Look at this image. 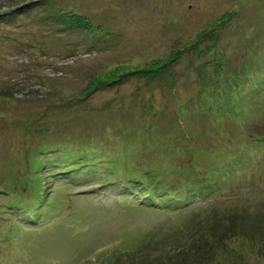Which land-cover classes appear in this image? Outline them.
<instances>
[{
    "label": "rangeland",
    "instance_id": "rangeland-1",
    "mask_svg": "<svg viewBox=\"0 0 264 264\" xmlns=\"http://www.w3.org/2000/svg\"><path fill=\"white\" fill-rule=\"evenodd\" d=\"M17 1L0 0V20L34 4L29 5V16H19V24L0 23V178L23 188L20 195L26 198L46 199L48 217L43 221L40 213L26 210L28 217L15 220L6 207L10 200L0 196V264H108L104 256L129 247L167 216L159 208L138 206L143 198L132 201L127 197L129 189L140 183L142 190L147 189L143 181L152 182L148 189L163 190V204L177 202L166 197L168 193L183 200L189 196L187 206L202 204L204 196L190 194L194 188L185 186L188 176L173 179L187 161L215 180L211 199L233 201L236 188L245 200L259 194L252 182L264 172V146L247 136L254 135L255 125H264V0L13 3ZM51 10L73 12L94 30L63 35L44 17ZM192 44L199 53L190 50ZM181 50L183 60L170 64L179 76L173 85L168 73L160 72L159 79L132 78L118 91L96 93L75 104L93 75L109 80L119 70L125 73L164 62ZM198 72L206 77L205 84L211 75L220 78L202 91ZM57 104V112L65 108L69 116L61 118V125L82 124L93 137L75 136V143L62 137L55 142L47 133L45 139L35 137L20 125L49 123L48 109ZM155 113L162 115L158 131L164 155L161 152V161L155 159L152 172L144 174L140 171L144 160L134 158L127 166L126 157L137 149V153L150 149L135 129L149 123ZM208 115L214 118L206 119ZM116 121L131 131L115 125ZM67 140L71 144L67 153L85 154L90 160L76 161L86 164L85 173L54 181L53 173L40 172L42 167L35 171L38 165L29 152L34 146L45 143L43 153L48 157L50 146L57 154L55 145ZM206 149L210 151L204 153ZM120 169L131 175L128 186L111 181L125 175ZM194 170L190 178L197 182ZM160 182H175L176 187L167 191ZM261 184L264 190V179ZM22 185L29 186L27 194ZM149 202L158 204V200ZM242 257L247 264H264L259 253L245 252Z\"/></svg>",
    "mask_w": 264,
    "mask_h": 264
},
{
    "label": "trees",
    "instance_id": "trees-1",
    "mask_svg": "<svg viewBox=\"0 0 264 264\" xmlns=\"http://www.w3.org/2000/svg\"><path fill=\"white\" fill-rule=\"evenodd\" d=\"M8 1L10 2L17 0ZM20 1L21 0H18L17 2L13 3H18ZM22 1L29 2L32 0ZM33 4L34 2L25 4L24 7L27 8L25 11L16 13L15 15H7L5 16V19L2 18V20H0V23L9 25H14L15 23L19 24V16H29L32 10L28 8L29 5ZM44 17H49L47 18L49 23L51 22L55 24L63 35L67 32H92V30H94L88 21L76 19L75 13L73 12L72 14H69L62 11L55 12L51 10L44 14ZM190 50H192L193 53H199V49L194 44L191 45ZM73 53L74 50L70 52L69 55L72 56ZM182 56L183 50L178 52L177 55L174 53L173 56L164 62H161L162 60L154 61L148 66L139 70L125 73L123 72L126 70H119L118 72L114 73V78H109V80L105 79L104 77L102 78V76L97 77L96 75H93L92 79L84 90L83 98H78L75 104H78L82 101V99L89 98L96 93L118 91L120 87L124 86L126 82L132 78L139 77L148 80L159 79L161 78L160 72L168 73V82L170 85H173V83L179 79V76H177L174 69L171 68V65L174 64V61L181 62L183 60ZM219 78L220 76L216 73L209 76V82H216L219 80ZM198 79L203 81V85L200 84V89L205 91L206 84L209 82L205 84L206 77L202 72H198ZM57 106L59 107L60 104L52 106L48 109L52 113L49 123L44 125H36L28 124V121L20 122V125H24L25 128L28 127L30 132L34 133L35 137L41 135L45 139V134L47 133L48 135H51L55 142L60 141L62 137L72 140L74 143L75 140L73 137L75 136L86 135L88 138L93 137L84 131L82 124H72L71 126L61 125L59 123L61 118L64 116H69L68 114H65V108H61L57 112ZM47 112L48 111L45 113ZM148 112H150V110H148ZM208 117L214 118L211 115H208L206 119ZM121 123L122 122L120 121H116L115 125H120L122 128L131 131L130 128L122 126ZM159 123H163L162 115L160 113H155L154 119H150V122L144 124L142 128L139 127L135 129L138 133V137L140 132L142 133L146 139L147 145L150 146V149L146 151V153H137L139 151V149H137L135 152L128 155L126 157L127 166L133 165L132 160L134 158L137 161L144 160V165L140 167V171H142L144 174H148L152 172V170L149 169L155 167V159H157V162L161 161V157H163L161 156V152L163 153V151H161V145H159V142L162 139L158 131L160 128ZM252 128L254 129L252 130L254 135L247 136V139H250L252 143L260 142L259 146H264V125H255ZM114 137L118 138V136ZM68 140L66 141V144L58 142L59 144L55 145L57 151H59L57 154H54V151L50 146L48 149V157H45L47 154L43 153L44 151H47L44 149L45 143L34 146L29 152L32 155V159L35 160L38 165L35 167V171L42 167L40 172H48L50 174L53 173L55 177L51 176V178L54 179V181H60L59 178L65 180L68 175L69 177H72L73 173L76 172L85 173V170H88L86 164L82 162L78 164L76 161L78 158L84 162H88L90 160L85 154L76 153L73 155V152L67 153V151L71 149V144L68 143ZM163 144L168 145L169 143L163 142ZM156 145L158 147V151L153 152L152 150ZM172 147V152L174 153L176 146L172 145ZM209 151L210 150L206 149L204 153ZM69 156L72 157L69 158ZM151 156L152 159H150ZM47 158H50L54 165L52 163H48L46 160ZM178 165L181 166L180 164ZM194 168V162L191 161L189 163L187 161L183 167H180V170H176L180 173V175H177L174 172L175 177L173 179L182 177L181 175L188 176L189 178L185 183V186L194 188V191H192L190 194L196 195L197 193L201 196H204V200L200 202L202 204L187 206L184 203L188 201L189 196H186V198L183 200L177 194L172 196L170 193H168L166 197H173L177 200V202H166L163 204L161 203L160 197V193H163L161 192L163 190H149L148 187L151 189L153 188L152 182H149V186L147 181H143L145 186H147V189L142 190V188H140L142 183H140L137 189L133 190V193L141 196L139 190H142L147 194L149 191V200H158V204H149L145 206L144 204L147 202V199H145L144 203L139 204L138 206H148L154 211L159 208L160 210L158 211L163 213L164 216H167H165L164 221L156 224L153 229L144 233L141 238L139 236L137 239H135L129 247H119L120 249L104 256L102 258L105 260L104 262L107 261L108 264H247V260L242 257V254L245 252L251 251V253H259V255L264 256V190L263 185L261 184V181L264 179V172L263 174L254 176L252 184L256 189L253 191H256L257 188H259V194L255 197L252 194L254 197L252 201L248 199L245 200V198L241 197L240 188H236L235 193L232 194V197H237L235 200L227 201L230 198L229 197L224 198V200L216 201L215 199H211V197H209L211 196L214 189L213 181L215 180H211V177L207 171L205 172V170L201 169L194 170ZM116 170L119 169L117 168ZM121 170L125 175L121 176L120 180L112 178L111 181L116 180L117 183H124L128 186L129 181H131V175L127 174L128 171H125L124 169H120V171ZM193 170L195 176L198 178L197 182H194L196 181L194 178H190L193 175ZM95 178H102V176L97 175ZM150 178L151 177H149L147 180L149 181ZM123 179L127 180L124 181ZM154 180L156 181L160 179L154 178ZM111 181H109V183H111ZM179 182L180 180H178L176 183L179 184ZM0 183L5 186L0 187V196L10 200V204L6 205V207L7 209H10L9 214H11L15 220L16 218L19 219L25 217L26 213L29 211H36L41 214L40 217L43 221H45L46 217H48L46 211V199L42 200L38 198L33 200L26 198L22 194L20 195V192H22L21 189L23 188H19L18 186L12 184L9 185V182L5 177L0 178ZM101 183H106V181H101ZM160 184L163 185V188L166 190L167 187L169 188L176 185L175 182H172L169 185L165 183L162 184L161 182ZM22 186L26 189L27 194L29 191V186ZM224 187L225 186H222V188ZM260 189L262 190L260 191ZM168 204H170V206H168ZM174 206L176 207L174 208Z\"/></svg>",
    "mask_w": 264,
    "mask_h": 264
}]
</instances>
